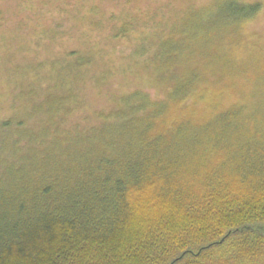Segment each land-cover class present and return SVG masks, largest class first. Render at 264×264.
<instances>
[{
    "label": "trees",
    "instance_id": "16d2710c",
    "mask_svg": "<svg viewBox=\"0 0 264 264\" xmlns=\"http://www.w3.org/2000/svg\"><path fill=\"white\" fill-rule=\"evenodd\" d=\"M261 9L230 0L214 23L188 13L157 34L150 62L165 72L150 84L162 96L123 95L99 111V137L72 140L61 123V136L31 132L48 148L26 166L0 157V264H264V86L249 91L248 67L210 37ZM188 43L211 48L201 70ZM183 58L187 72L172 73ZM217 70L231 85L210 86ZM70 97L50 100L62 120Z\"/></svg>",
    "mask_w": 264,
    "mask_h": 264
},
{
    "label": "rangeland",
    "instance_id": "374dc122",
    "mask_svg": "<svg viewBox=\"0 0 264 264\" xmlns=\"http://www.w3.org/2000/svg\"><path fill=\"white\" fill-rule=\"evenodd\" d=\"M228 1L0 0V157L26 166L31 151L48 148L32 146L30 133L61 136L60 123L70 129L67 138L72 140L99 134V129L91 127L101 123L99 111L117 108L120 98L137 88L152 96L159 90L150 84L152 74L165 72L150 62L156 54L157 34L168 32L171 24L181 23L188 13L198 12L204 23H214L215 17L210 16ZM238 1L260 2L262 9L242 24L214 31L210 37L221 54L236 59L241 68L248 67L241 77L253 91L264 86V0ZM180 37L175 35V40ZM185 49V53L195 52L189 66L201 70L211 48H204L203 54L198 45L188 43ZM80 58L91 63L77 66ZM183 60H176L172 73L181 71ZM209 80L210 86L211 81L231 85L222 70L210 73ZM257 89L264 92V88ZM62 95L71 96L66 104L73 105L71 117L64 120L50 106V100ZM67 144L73 148L76 142Z\"/></svg>",
    "mask_w": 264,
    "mask_h": 264
}]
</instances>
